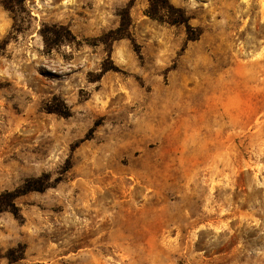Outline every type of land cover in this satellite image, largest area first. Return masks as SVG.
<instances>
[{"label":"rangeland","instance_id":"374dc122","mask_svg":"<svg viewBox=\"0 0 264 264\" xmlns=\"http://www.w3.org/2000/svg\"><path fill=\"white\" fill-rule=\"evenodd\" d=\"M128 1L0 0V192L49 176L0 211V264H264V0H171L188 41L134 0L91 80Z\"/></svg>","mask_w":264,"mask_h":264},{"label":"trees","instance_id":"16d2710c","mask_svg":"<svg viewBox=\"0 0 264 264\" xmlns=\"http://www.w3.org/2000/svg\"><path fill=\"white\" fill-rule=\"evenodd\" d=\"M14 1H16L15 3L22 2V0H3L2 4L7 10L12 12L14 10ZM133 3L134 0H129L125 6L121 7L117 11L119 22L115 28L109 29L98 38H95V41H100L105 45L107 57L103 61L100 72L94 78H91V80L99 79L101 75L107 70L117 69V67L112 63L109 55L111 51V45L114 40L126 37L136 44L130 30L132 21L130 16V7L133 5ZM145 13L150 18L161 23H167L169 25H183L185 28L186 41L198 39L202 33V30L199 26H194L189 22V16L187 15L184 8L175 5L171 0H147ZM40 32L46 50L65 42L70 43L75 39L70 29L63 24H43ZM46 109L48 112H54L64 117H67L71 114V110L66 104L65 100L57 95H53L52 99L46 104ZM67 168L68 166L63 167L64 170H67ZM48 179V174L44 173L38 177H30L25 179L21 185L15 187L14 189L1 191L0 211L6 210L11 212L13 215H18L19 206L17 205L15 199L31 191L44 190L47 187L46 183ZM16 250L17 248L14 247L9 248L8 257L10 261H14L23 257V252L21 251L18 256H15L14 252Z\"/></svg>","mask_w":264,"mask_h":264}]
</instances>
